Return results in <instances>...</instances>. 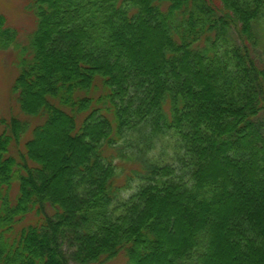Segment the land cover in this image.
<instances>
[{
  "label": "trees",
  "instance_id": "1",
  "mask_svg": "<svg viewBox=\"0 0 264 264\" xmlns=\"http://www.w3.org/2000/svg\"><path fill=\"white\" fill-rule=\"evenodd\" d=\"M29 8L13 90L41 121L20 160L29 123L0 133V264H264V0ZM168 132L162 164L148 152ZM117 157L140 168L123 179Z\"/></svg>",
  "mask_w": 264,
  "mask_h": 264
},
{
  "label": "rangeland",
  "instance_id": "2",
  "mask_svg": "<svg viewBox=\"0 0 264 264\" xmlns=\"http://www.w3.org/2000/svg\"><path fill=\"white\" fill-rule=\"evenodd\" d=\"M29 1L30 0H0V14H4L6 17L5 26L15 33L14 40L9 43V46L0 48V133L6 128L5 122H9L13 117L18 116L29 123L27 132L21 136L18 143L13 142L10 148L11 154L16 156L19 160L21 157L20 152L24 151L23 145L30 137L32 127L41 121L40 117L25 115L20 111L18 94L13 90L14 80L19 71V64L23 56L29 57L32 51L31 38L37 27L36 17L29 8ZM256 55L261 62L264 63V42L257 47ZM262 116L264 117V113ZM131 139H134V137ZM138 140L139 139L136 138L131 143L136 145L135 142ZM125 143L119 146H125L124 151L126 153L135 155L137 153L136 149L128 147L126 145L127 143ZM176 145V138L172 133H165L157 137V140L154 141V144L149 149L148 156L154 161L162 164L174 163L177 152ZM116 153H118V151H116ZM116 162L120 165V167H118L119 177L121 176L123 179L126 178L127 174H131L133 168H140L138 162L132 159V157H130V160L117 157ZM134 183L132 189L126 192L127 195L134 191V188L137 186V184ZM16 192V189H14L13 195ZM29 218L30 220L32 219V217ZM28 221L29 219H27L26 222ZM70 264L77 263L70 260ZM108 264H127V259L125 256H121Z\"/></svg>",
  "mask_w": 264,
  "mask_h": 264
}]
</instances>
